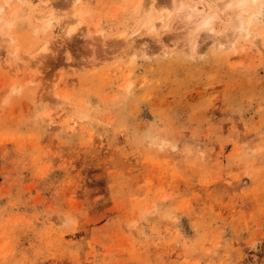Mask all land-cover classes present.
Masks as SVG:
<instances>
[{
	"label": "rangeland",
	"instance_id": "obj_1",
	"mask_svg": "<svg viewBox=\"0 0 264 264\" xmlns=\"http://www.w3.org/2000/svg\"><path fill=\"white\" fill-rule=\"evenodd\" d=\"M221 1L0 9V264H264V0Z\"/></svg>",
	"mask_w": 264,
	"mask_h": 264
},
{
	"label": "bare ground",
	"instance_id": "obj_2",
	"mask_svg": "<svg viewBox=\"0 0 264 264\" xmlns=\"http://www.w3.org/2000/svg\"><path fill=\"white\" fill-rule=\"evenodd\" d=\"M9 1L10 0H2V1H0V9L4 8L5 4H7V6L11 7V4H10ZM78 1L79 0H67V2L70 3V7H71V9L67 12V14H68L67 18L68 19L66 18V20H68V22L66 23V27L68 28L67 31H66L67 34H71L75 30L76 25H80V24L85 22L84 21V15L87 14V11L83 7L77 6ZM199 1L200 0H176V9H177V12H178L177 16L181 19V21L184 24L190 25V24L195 23L196 27L210 26L212 24V14H202L203 12H206L205 9H207V8L204 9V6H202V8L200 9L199 6H198ZM250 1L254 2L255 0H235V3H233L234 1L232 2V0H222L221 2H219L220 10L231 8V11H232V17H231L232 18V22L230 24L229 30H230V33L232 35L240 36V37H242L244 39H248L249 37L253 38L255 36L254 34H251L250 31L247 28V24L250 22L252 17L248 16L247 19L245 20L244 16L241 13L242 11H245V9H243V8H244V6L246 7L247 4H249ZM256 2H257V0H256ZM216 3H218V2H216ZM164 5L166 6V4H163V6ZM36 8H38V7H36ZM14 11H15V6H14L13 13H14ZM248 11H250V10H248ZM39 14L38 13L36 15L34 14L36 20L40 21V23H44L45 21H47L46 19H48V16L43 15V14L39 15ZM197 15H199V16H197ZM1 17H3V13L0 11V20H1ZM166 17H168V16H166ZM164 18H165L164 16H159L158 17V23H163L164 20H165ZM6 20L7 19H5V24H7L8 21H9V20L8 21H6ZM2 21H3V19H2ZM72 21L75 22L76 25H74V24L70 25V23ZM153 21H154L153 20V16H147L145 18V21H144V26H146L147 32L149 34L155 33V27L156 26H155V23H153ZM3 22H1L0 24H2ZM190 28H189V30H190ZM88 31H90V30H88ZM117 36L118 37L120 36V38L121 37L123 38V37H125V34H124V32H121ZM3 38H7V41L10 42V43L14 40L13 37H11V36L3 37ZM250 42L252 44V41H250ZM45 50H46V45L42 44V45L38 46L37 49L35 48L30 53H28V52H25V53L28 54L30 59H34V58L38 57V53L44 52ZM9 52H10L11 57H14L16 55V50L15 49H13V50L10 49ZM19 64H21V63H19ZM30 65H31V63H30ZM12 69H13V67H12ZM16 70L18 71V67H17ZM15 73L18 74L19 72L18 73L15 72ZM7 79H8V77H7ZM9 79L12 81V79L10 77H9ZM13 88H14V86H13ZM258 245H259V243L257 241V243H255L254 247L258 246Z\"/></svg>",
	"mask_w": 264,
	"mask_h": 264
}]
</instances>
